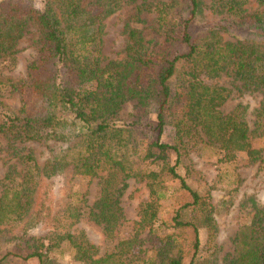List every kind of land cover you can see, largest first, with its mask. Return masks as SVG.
Segmentation results:
<instances>
[{"label":"rangeland","instance_id":"obj_1","mask_svg":"<svg viewBox=\"0 0 264 264\" xmlns=\"http://www.w3.org/2000/svg\"><path fill=\"white\" fill-rule=\"evenodd\" d=\"M10 1L13 0H3L5 4ZM234 1L241 4L240 8L250 11L257 6L254 0ZM225 2L200 0L190 25L194 41H203L207 32L204 24H219L232 17L231 12H226ZM33 3L39 6L40 0H33ZM162 4L166 10L163 22L155 9ZM184 15L183 0H119L118 8L101 21L100 64L124 59L128 53L126 45H133L129 54L160 58L182 50L177 37L178 23ZM124 24L135 31L137 42L127 40ZM166 32L173 36L170 41L164 37ZM20 33L15 40V52L0 55V116H31L45 105L32 92L31 76L27 71V65L37 56L36 32L26 24ZM218 34L221 42L233 41L235 35H239L221 31ZM160 63L154 60L144 74L153 77ZM190 68V63H178L177 74L170 85L173 87L179 82V72ZM47 71L43 74H48ZM198 76L205 84L221 85L230 90L218 110L228 113L239 104L237 110L241 120L248 130H253V109L258 101L256 91L241 87L232 71H221L212 77L201 71ZM74 84L78 94L95 85L91 81ZM156 112L155 101H150L143 109L129 100L108 118L114 128L127 130L110 132L109 137L112 142L121 144L122 138L128 136V173L110 170L101 161L95 167V174L75 171L73 158L80 148V131L69 128L68 124L62 127L65 130L35 129L34 139L19 138L10 131L0 132V198L4 205L2 213L8 212L10 216L5 219L0 213L3 220L0 223V264H37L33 257L23 262L6 254L32 250L33 239H36L35 244H43L39 247L42 253L59 264H163L174 253V246L186 248L190 233L175 229L171 218L189 197L163 169L165 162L172 165L176 157L172 151L164 160L154 159V155L145 156L148 152L156 154L152 144L155 140L175 141L170 115L164 118L158 130ZM66 116L72 119L71 112ZM257 132L251 133L249 142L252 147L261 148L264 154V141L255 134ZM204 140L195 135L188 145H183L174 167L201 197L199 205L181 209L180 218L197 226L199 251L195 264H223V256L234 254L238 248L235 236L251 222L252 202L264 207V161L250 160L244 151H235L229 158L217 145ZM52 162L58 164L55 171L48 169V163ZM43 165L50 173L47 176L43 174ZM149 171L156 174L152 184L163 196L154 204L155 218L149 224H140L139 205L150 198L145 177ZM16 191L18 202L28 195L30 199L28 208L12 219L8 206L14 207L12 193ZM102 195H106L105 199ZM102 203L115 210L111 229L104 226L109 217L99 213ZM103 210L105 213L106 208ZM71 241L85 248L91 260L103 261L90 262L77 257ZM182 264H187L186 259Z\"/></svg>","mask_w":264,"mask_h":264},{"label":"trees","instance_id":"obj_2","mask_svg":"<svg viewBox=\"0 0 264 264\" xmlns=\"http://www.w3.org/2000/svg\"><path fill=\"white\" fill-rule=\"evenodd\" d=\"M118 1L40 0L38 6L33 0H13L8 4L0 0V55L15 52V40L20 36L23 26L27 24L34 28L37 56L27 65V71L28 76H31L32 92L45 104L31 116H0V132L10 131L22 139H34L35 129L65 130L62 127L68 124L69 128L80 131V148L73 158L75 171L95 174V167L101 161L110 170L128 173V136L122 138L121 144L112 142L109 137L110 132L127 130L114 128L108 118L126 101L132 100L143 109L147 103L155 101L156 127L160 130L164 118L170 115L175 141L162 143L155 140L152 144L156 148V154L148 152L145 156L154 155V159L164 160L167 153L172 151L176 157L175 162L172 165L165 162L163 169L189 197V201L175 211L171 223L179 231H189L190 240L186 248L174 246V253L163 264H182L185 259L187 264H195L199 251L197 226L191 221L182 220L180 210L199 205L201 197L174 167L181 148L188 145L195 135L204 137L205 142L217 145L229 158L235 151H244L250 160L264 161L262 149L252 147L249 142L251 133L257 131L255 134L264 141V0H254L257 6L253 11L240 8L238 1L226 0V12H231L232 17L223 23L204 24L207 32L200 43L193 40L190 30L200 0H183L185 15L178 23L177 37L182 50L160 58L150 54H129L133 45H126L128 53L124 59L101 65L98 57L101 21L118 8ZM155 9L163 22L166 13L164 4ZM124 30L128 41L139 40L135 31L127 24H124ZM219 31L239 35H235L233 41L221 42ZM164 37L170 41L173 36L166 32ZM92 52L96 54L93 55ZM154 60L161 62L160 67L153 77L146 76L145 68L153 65ZM185 62L190 63L191 68L179 72L178 76L181 78L172 87L170 82L177 74V64ZM45 70L48 74H43ZM201 71L208 77L221 71H232L241 87L256 91L258 101L253 109V130H248L246 123L241 120L237 110L239 104L228 113L222 114L218 110L230 90L221 85L205 84L198 76ZM89 81L95 83L94 88L84 89L82 94H78L73 84ZM68 112L72 113L71 120L66 116ZM94 119L97 120L93 122ZM45 166L42 169L47 176L50 173L45 171ZM48 166L49 170L55 171L58 164L52 162ZM145 177L150 198L139 205L140 224H149L155 218L154 204L163 196L152 184L156 174L149 171ZM12 194L14 207L8 208L12 212V219H15L28 208L30 196H25V200L18 202V192ZM101 207L100 215L109 217L104 226L111 229L115 210L107 208V204L103 203ZM3 208L0 198V213L5 215V219H9L8 212L2 213ZM103 208H106L105 213ZM252 208L249 226L234 238L238 247L236 252L223 256V264H264V207L252 202ZM2 221L1 218L0 223ZM35 242L36 239H33L32 250L24 253L8 251L6 254L23 262L33 257L37 264H59L49 259L45 252H41L39 247L43 246L42 243ZM71 244L77 257L90 262L103 261L99 258L91 260L86 249L79 243L71 241ZM184 251L186 252L183 253Z\"/></svg>","mask_w":264,"mask_h":264}]
</instances>
